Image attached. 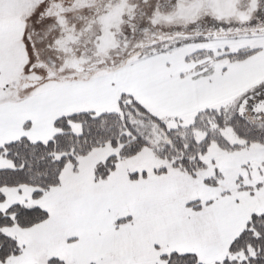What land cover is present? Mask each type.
Instances as JSON below:
<instances>
[{
    "label": "snow or ice",
    "instance_id": "snow-or-ice-1",
    "mask_svg": "<svg viewBox=\"0 0 264 264\" xmlns=\"http://www.w3.org/2000/svg\"><path fill=\"white\" fill-rule=\"evenodd\" d=\"M0 264H264V0H0Z\"/></svg>",
    "mask_w": 264,
    "mask_h": 264
}]
</instances>
